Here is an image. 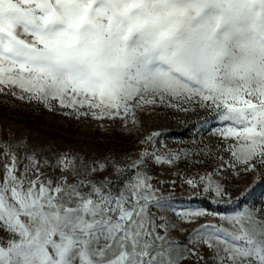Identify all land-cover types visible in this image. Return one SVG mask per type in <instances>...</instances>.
Masks as SVG:
<instances>
[{
    "label": "snow or ice",
    "instance_id": "snow-or-ice-1",
    "mask_svg": "<svg viewBox=\"0 0 264 264\" xmlns=\"http://www.w3.org/2000/svg\"><path fill=\"white\" fill-rule=\"evenodd\" d=\"M0 94L126 129L158 108L222 125L215 152L152 132L130 164L0 139V264H264V208L177 209L158 186L231 202L225 168L264 172V0H0ZM197 157L218 163L180 184L143 170Z\"/></svg>",
    "mask_w": 264,
    "mask_h": 264
},
{
    "label": "rangeland",
    "instance_id": "rangeland-1",
    "mask_svg": "<svg viewBox=\"0 0 264 264\" xmlns=\"http://www.w3.org/2000/svg\"><path fill=\"white\" fill-rule=\"evenodd\" d=\"M63 111H49L41 104L0 94V139L18 141L25 148L39 146L38 152L48 156L71 151L89 158L110 156L121 164H130L140 158L141 151L147 145L142 146L139 142L152 132L160 133L155 138L154 149L161 152L205 145L215 152L214 146L220 143L214 133L222 127L221 122L208 110L198 109L185 114L158 108L149 114L139 115L140 127L132 128L129 125L127 129L119 121H99L83 116L77 119L64 115ZM23 154L22 150L20 155ZM223 155L225 160L229 159L227 154ZM197 158L204 159V164L196 166L182 160L174 168L146 159L143 170L155 178L154 182L176 179L180 184L177 173L192 175L198 171H211L218 163L214 157ZM222 176L224 186L231 194V202L216 203L214 197L203 193L193 196L191 190L184 186L175 189L168 184L158 186L162 199L171 202L177 209L207 208L231 215L234 210L264 208V172L258 170L237 176L225 168ZM110 178L117 179L115 175ZM205 222L221 223L212 216L205 217L199 223ZM181 227L190 231L193 226L184 224ZM173 235L178 240H185L189 232L176 231Z\"/></svg>",
    "mask_w": 264,
    "mask_h": 264
}]
</instances>
